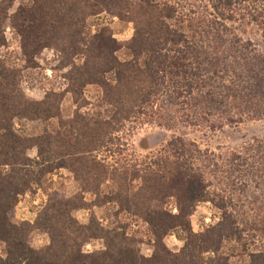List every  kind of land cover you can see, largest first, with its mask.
<instances>
[{
	"label": "trees",
	"instance_id": "obj_1",
	"mask_svg": "<svg viewBox=\"0 0 264 264\" xmlns=\"http://www.w3.org/2000/svg\"><path fill=\"white\" fill-rule=\"evenodd\" d=\"M237 1L215 0L214 7L231 8ZM11 7L12 0L0 3V47L6 45L4 26ZM104 13L133 23L128 43H119L108 28L93 36L87 32L88 19ZM175 13L173 6L153 0H32L11 17L24 57L54 49L63 58L62 67L71 66L66 94L77 108L65 119L64 94L29 101L20 87L21 70L0 63V264H231L226 244L241 242L244 232L227 203L208 194L210 184L198 164L207 158L195 144L173 138L166 149L174 160L158 159L154 168L142 172L119 171L98 157L111 151L109 145L127 123L149 111L158 118L169 112V122L162 124L169 129L175 115L190 126L217 116L222 122L210 124L211 131L264 118V57L250 44L227 43L218 30L212 47L191 41L169 24ZM78 57L82 64L75 66ZM87 86L97 87L100 98L83 113L91 106L84 97ZM16 121L40 122L43 133L26 136L16 130ZM33 149L35 159L28 157ZM61 169L82 182V193L66 199L52 192L33 224L14 225L19 199ZM137 181L141 185L132 193ZM105 185L109 191L102 196ZM83 193H93L94 203L86 206ZM169 200L176 214L165 211ZM203 203L214 204L221 217L195 234L189 220ZM106 205L143 219L154 238L149 258L122 227L105 230L94 215L82 225L72 216ZM33 231L46 233L49 245L32 249L28 240ZM174 231L183 244L177 253L164 243ZM259 231L263 250L249 254L247 264H264V227ZM93 240L103 241L104 250L85 254L83 247Z\"/></svg>",
	"mask_w": 264,
	"mask_h": 264
},
{
	"label": "rangeland",
	"instance_id": "obj_2",
	"mask_svg": "<svg viewBox=\"0 0 264 264\" xmlns=\"http://www.w3.org/2000/svg\"><path fill=\"white\" fill-rule=\"evenodd\" d=\"M2 1L0 0V3ZM153 1L160 6L169 5L176 9L175 18L169 24L180 30L189 40L212 47L214 35L218 30L227 43L250 44L256 55L264 57V3L256 0H238L231 8L221 5L216 11L215 0ZM31 3L32 0H12L4 26L6 45L0 47V63L21 70L20 87L29 101L40 102L48 93L64 94L61 102L62 116L71 119L77 108L73 97L69 93L66 94L70 86L67 76L72 72L71 66L62 67L63 58L54 49H44L32 59L24 57L20 50L19 38L11 28V17L15 16L20 7L29 6ZM103 28H108L113 38L122 44L128 43L134 34L132 22L121 21L105 13L88 19L87 32L91 36L98 34ZM73 64L81 65L82 59L75 58ZM84 97L91 104L89 109L83 110V113H87L99 100L100 92L97 87L87 86ZM167 113L163 116L159 114L161 118H158V114L153 116L149 111V115L127 123L116 135L113 145H109L111 151L97 154L99 159L119 171L132 172L136 169L142 172L147 166L154 168L151 165L158 159L174 160L166 149L168 142L173 138L180 137L195 144L200 155L207 158L203 159L202 165L200 162L198 164L205 169V180L210 184L208 194L215 202L223 199L227 203L229 210L238 219L239 229L244 232V241L227 243L225 252L231 257V264H247L249 254L263 250L259 230L264 227V118L259 121L244 120L242 123L225 125L222 129L211 131L210 124L222 122L217 116H210V123H206L202 118L196 126H190L180 120V116L175 115L170 122L173 127L169 129L162 125L169 122ZM15 128L29 137L43 133V125L40 122L16 121ZM28 157L35 159L36 149L29 151ZM140 185L139 181L135 182L132 193L137 191ZM107 191V185L103 186L102 196ZM52 192L71 199L82 193V182L77 181L74 174L64 169L48 175L41 187L34 186L31 193L19 199L12 223L17 226L25 222L33 224ZM83 199V203L90 206L96 196L93 193H83ZM173 202L169 200L164 209L176 214ZM92 215L105 230L122 227L128 237L137 240V248L142 256L149 258L152 255L154 238L150 236L147 224L138 215L133 212L120 213L117 205L95 206L72 214L82 225H87ZM220 217L221 213L214 204H199L189 220L191 229L193 233L199 234L216 224ZM28 242L32 249L39 250L49 245V237L46 233L33 231ZM164 243L173 253H177L183 246L176 237V231L171 232ZM102 250L104 244L101 240H93L83 247L85 254Z\"/></svg>",
	"mask_w": 264,
	"mask_h": 264
}]
</instances>
